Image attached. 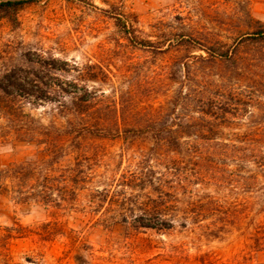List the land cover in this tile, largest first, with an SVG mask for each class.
Wrapping results in <instances>:
<instances>
[{
  "label": "rangeland",
  "instance_id": "obj_1",
  "mask_svg": "<svg viewBox=\"0 0 264 264\" xmlns=\"http://www.w3.org/2000/svg\"><path fill=\"white\" fill-rule=\"evenodd\" d=\"M7 1L21 4L0 12V82L9 80L3 73L17 72L37 85L87 87L103 98L90 114L110 115L116 104L138 129L153 118L164 127L188 115L225 139L205 146L228 145L231 156L246 150L244 166L260 171L261 183L223 188L243 198L247 211L240 230L221 240L179 229L135 230L103 217L105 207L61 208L3 190L0 264H264V0L0 3ZM31 107L44 121L52 110L49 103ZM151 146L150 136H89L83 149L98 156L94 165L108 181L140 162L131 163L127 151L138 157ZM47 155L42 146L13 140L0 144V169Z\"/></svg>",
  "mask_w": 264,
  "mask_h": 264
},
{
  "label": "trees",
  "instance_id": "obj_2",
  "mask_svg": "<svg viewBox=\"0 0 264 264\" xmlns=\"http://www.w3.org/2000/svg\"><path fill=\"white\" fill-rule=\"evenodd\" d=\"M20 4L2 2L0 12H9ZM128 35L132 38L133 33ZM207 54L215 57L217 53L209 49ZM2 76L9 80L6 84L0 82V144L13 140L34 143L44 147L48 157L0 169V193L5 190L18 200L37 199L61 208L78 204L91 210L105 207L101 210L103 217L129 224L135 230L179 229L212 240L240 230L246 201L230 197L223 188L229 184L253 188L261 183V173L247 171L246 150L235 149L236 156H231L228 145L212 149L203 144L224 141L222 133L200 128L196 119L181 114L164 127H157L160 121L153 118L148 127L138 129L118 113L116 104L110 115L90 114V110L100 107L103 98L94 96L87 87L37 85L20 79L17 72ZM50 93L55 97H46ZM188 98L190 95L185 102ZM40 103L52 106L45 121L32 112L31 106ZM89 136L124 141L150 136L152 146L140 151L138 157L127 151L131 163L134 158L140 162L133 165L135 169L129 168L120 178L108 182L94 165L98 156L84 152V141Z\"/></svg>",
  "mask_w": 264,
  "mask_h": 264
}]
</instances>
